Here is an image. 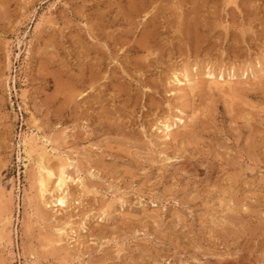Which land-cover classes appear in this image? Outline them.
I'll return each instance as SVG.
<instances>
[{"label":"rangeland","instance_id":"1","mask_svg":"<svg viewBox=\"0 0 264 264\" xmlns=\"http://www.w3.org/2000/svg\"><path fill=\"white\" fill-rule=\"evenodd\" d=\"M7 209L0 264H264V0H0Z\"/></svg>","mask_w":264,"mask_h":264},{"label":"bare ground","instance_id":"2","mask_svg":"<svg viewBox=\"0 0 264 264\" xmlns=\"http://www.w3.org/2000/svg\"><path fill=\"white\" fill-rule=\"evenodd\" d=\"M184 77H185V75H183ZM183 76H182V78H183ZM176 79H179V78H176ZM225 78L223 77V75L222 76H219L218 78L217 77H214V75L212 76L211 74L208 76V79H207V81H208V83L209 84H214V83H216V81H218L217 82V84L220 82V81H224L225 82V80H224ZM186 85H185V83L183 82V79H182V81L181 80H176L177 81V83H176V81H175V79H174V82L176 83V84H178V85H180V87L181 86H187V88H190V85H191V80L189 79V77L188 78H186ZM193 84V83H192ZM219 84H221V83H219ZM221 86V85H220ZM219 86V87H220ZM193 88V87H192ZM180 89H183V88H180ZM178 121L179 122H181V120L178 118ZM163 129H165V128H167V130H169V127L168 126H166V125H163ZM171 127H173V126H171ZM172 131V130H171ZM164 133H165V130H164ZM166 134V133H165ZM169 134L170 133H167V138L169 137ZM30 135V134H29ZM166 136V135H165ZM164 136V137H165ZM42 137V136H41ZM166 138V137H165ZM166 138V139H167ZM22 143H23V148H24V153H25V159L27 160V163H28V161H32V154L34 153V145H36L37 143H36V139H35V137L33 136V135H31V136H27V135H24L23 136V139H22ZM37 147V146H36ZM41 147H43V146H41ZM41 150V149H40ZM40 150H39V152H40ZM41 151H43V150H41ZM36 152H38L37 151V149H36ZM38 152V154H37V159H36V174L33 176V178H35L36 179V183L38 184V187H39V193H38V197L40 198V200L41 199H43L44 201L43 202H45L46 200V198H47V194L50 192H48V189L50 190V183L52 182V181H54L55 182V179H56V183H57V187H54V190H56L57 191V193L59 192H61L60 194V196H57V199H55L54 200V204H60L61 206H65L66 205V203H65V200H64V198H65V194H67L68 195V193H67V191H68V184H67V179H68V177H66V175H65V169H66V167L68 168L70 165L66 162V160H65V162L63 163V162H61V163H63V164H59L58 166V169L60 168V167H62V168H60L61 169V171L60 170H58V171H56L57 173L60 171V173H58V176L57 175H54L53 173H56V172H53L52 173V171H54V169L52 168V171L50 170L51 168V165H48L47 166V156H45L46 155V153H39ZM68 161V160H67ZM49 164V163H48ZM33 165V164H32ZM61 165V166H60ZM26 166V165H25ZM28 166V165H27ZM50 166V167H49ZM72 166V165H71ZM55 168V167H54ZM55 170H57V169H55ZM34 174V173H33ZM53 175L54 176H56L55 178H52L53 177ZM53 179L49 184H48V182L50 181V179ZM70 179H71V177H70ZM74 179V178H73ZM71 182H73L72 180H70ZM69 181V182H70ZM54 182H52V183H54ZM68 182V183H69ZM80 183H81V181H80ZM49 185V188H47V186ZM51 193V192H50ZM47 195V196H46ZM63 195V196H62ZM62 196V197H61ZM69 196V195H68ZM46 197V198H45ZM54 196H52V198H53ZM59 197V198H58ZM68 198V197H67ZM49 199V198H48ZM67 200V199H66ZM49 201H50V199H49ZM28 202V201H27ZM52 202L50 203V204H53ZM43 204V203H42ZM45 205V204H44ZM47 206H48V204H46ZM51 206V205H50ZM54 207V206H53ZM47 208H49V207H47ZM61 209H63V208H61ZM64 210V209H63ZM6 211V210H5ZM4 211V212H5ZM4 212H2L1 214H3ZM5 215H4V217L2 216V217H0V223L2 222V227H0V241H3L4 239H6L7 240V242H9V244H10V237H9V234H10V231L9 232H7V225H9L10 224V222H11V210L10 209H7V211L4 213ZM3 221H4V224H3ZM57 230V229H56ZM57 232V231H56ZM58 233H59V235H60V233H61V231H58ZM50 237V236H49ZM60 241H62V240H60ZM6 242V241H5ZM7 244V243H6ZM58 244V243H57ZM4 247H6V246H4ZM6 249V248H5Z\"/></svg>","mask_w":264,"mask_h":264}]
</instances>
